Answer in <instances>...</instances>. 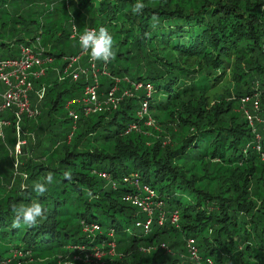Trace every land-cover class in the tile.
<instances>
[{"label": "trees", "instance_id": "1", "mask_svg": "<svg viewBox=\"0 0 264 264\" xmlns=\"http://www.w3.org/2000/svg\"><path fill=\"white\" fill-rule=\"evenodd\" d=\"M141 2L135 14L136 0H0V56L14 57L21 41L39 38L52 59L33 85L44 88L42 99L30 93L39 114L22 121L29 133L19 165L25 177L13 170L12 125L0 138V262L264 264V123L253 130L243 112L252 110L244 98L256 93L264 120V0ZM72 25L80 33L107 28L115 57L97 61L99 70L105 63L110 74L127 77L121 90L140 82L151 85L150 93L141 89L73 127L66 102L80 99L89 80L59 79L67 58L82 50ZM121 58H135L133 68L116 65ZM226 77L208 106V91ZM110 86L100 76L98 94ZM143 97L156 128L137 115ZM71 109H79L77 102ZM49 172L53 182L37 196L33 183ZM143 186L167 216L148 232L135 225L142 211L122 199L147 196ZM33 199L46 218L34 228H13L12 205ZM174 213L177 225L168 220ZM189 238L199 263L189 259Z\"/></svg>", "mask_w": 264, "mask_h": 264}, {"label": "built area", "instance_id": "2", "mask_svg": "<svg viewBox=\"0 0 264 264\" xmlns=\"http://www.w3.org/2000/svg\"><path fill=\"white\" fill-rule=\"evenodd\" d=\"M93 29V28H88ZM71 37H75L79 43V36L83 32H78L75 25L71 27ZM16 56H0V131L3 132L4 138V127L5 125H12L13 132L15 135V145L10 149L9 153L12 158L14 173L25 177L26 174L19 171V165L21 163L20 156L22 154V147L26 145L27 138L29 135L22 128L23 117L30 116L33 114L35 117L39 114L36 106H32L30 101V93L34 91L37 102H39L44 95V88L37 90L33 89V85L36 80L40 79L46 72V64L52 61L51 57L45 53L44 48L40 44L39 38L29 39V41H21L17 45ZM82 49V48H81ZM80 56H86V65L79 67H73L75 60L79 59ZM70 60L67 71H64L59 75V79H63L69 76L71 80H77L80 75H85L87 83L83 88V95L80 99L69 100L66 102V109L68 115L73 122V127L76 121L81 116H88L97 112L108 110L110 107L113 109L118 107L119 103L126 97H134L138 90H145L148 95L151 91V85H142V83H134L133 89L121 90L120 83L122 80L128 82L127 77L120 78L118 75L110 74L105 68L104 63L103 70L99 73L97 66V60H93L90 57L89 52L81 50L78 55L67 58ZM107 75L111 80L110 89L105 92V100H102L98 94L99 78L100 75ZM133 83V82H130ZM127 88V87H126ZM252 101V110L243 108L244 116L248 121V124L255 128V124L263 122L258 115L260 109L259 97L256 93L246 96L245 102ZM140 107L137 111L138 117L145 118L144 124L156 128L155 120L148 113V102L145 97L139 100ZM77 102L79 109L74 111L71 109V105ZM70 109V110H69ZM32 111V112H30ZM132 129H137L135 125L131 126ZM257 143L254 146L256 150L260 149L258 144L260 140L259 134H256ZM103 177L108 178V175L102 174ZM142 191L147 196H139L137 194H126L122 197L123 201L132 204L137 207L145 215L143 219L136 221V227H139L144 232L151 230L152 221L155 220L159 225L167 218L164 210V203L162 201L152 200V190L147 186L142 187ZM170 224H178V215L176 213L168 217ZM89 230H92L90 228ZM113 247V244L110 245ZM161 248L166 249L165 243H161ZM187 247L189 259L194 263H199L200 257L198 255V248L193 238L187 239Z\"/></svg>", "mask_w": 264, "mask_h": 264}, {"label": "clouds", "instance_id": "3", "mask_svg": "<svg viewBox=\"0 0 264 264\" xmlns=\"http://www.w3.org/2000/svg\"><path fill=\"white\" fill-rule=\"evenodd\" d=\"M144 7L145 4L141 0H136L132 11L135 14H140ZM153 20L155 21L156 18L153 17ZM79 45L83 50L89 52L93 60L108 62L115 57L113 37L105 27H100L98 30L85 28L79 36ZM0 137H3L2 131H0ZM70 175V172L66 171L64 173L65 178H69ZM53 179L54 174L52 172L47 173L42 180L33 183V192L37 196H43L48 191V185L52 184ZM46 211L47 209L38 199H33L30 203L20 204L19 206L13 204L11 207L13 214L12 227L17 229L22 226L29 228L37 227L39 222L46 218Z\"/></svg>", "mask_w": 264, "mask_h": 264}, {"label": "rangeland", "instance_id": "4", "mask_svg": "<svg viewBox=\"0 0 264 264\" xmlns=\"http://www.w3.org/2000/svg\"><path fill=\"white\" fill-rule=\"evenodd\" d=\"M2 17H3V19L5 20L8 16H7V14H2ZM38 18V16L36 15V17H35V19H37ZM37 20H39V19H37ZM17 48V47H16ZM1 50L2 51H6V52H8V49L7 48H5V47H1ZM14 50V49H13ZM17 50L18 49H16V52H17ZM85 56H80V58L79 59H77V60H75L74 61V63H73V67H70L71 69H73V68H75V67H79V66H82L84 63H86V59H87V57H85ZM84 58V59H83ZM83 59V60H82ZM81 60H82V62H81ZM134 62H136V59L135 58H133V59H130V60H124V59H118V61H116V65H118V66H121V65H123V64H125L126 66H128V68H129V70H131L132 68H133V63ZM76 65V66H75ZM109 71V70H108ZM101 71L99 70V73H100ZM100 76H107V75H103V74H101ZM116 76V75H115ZM118 77H120V76H118ZM120 78H122L123 79V77H120ZM227 79H228V77H226L225 79H223V81L221 82V83H218V84H216L214 87H213V89H211L210 91H208V93H207V102H209L208 103V106H209V104L211 105V104H213L215 101H214V99H213V97H214V95L215 94H217V93H220L222 90H221V88L223 87V85H225L226 84V81H227ZM122 81H126V80H122ZM133 84L134 83H130V86L129 87H127V88H125V89H128V88H132L133 89ZM141 90V89H140ZM140 90H138V92L140 91ZM137 92V93H138ZM99 97L102 99V100H105V93H101V94H99ZM32 106H34V105H32ZM70 110V109H69ZM30 112H32V111H30ZM34 116H33V114H31L30 116H27V118H33ZM6 126H9V125H5V127ZM4 127V128H5ZM27 147H28V145L27 146H24V147H22V153H26V151H27ZM111 245V244H110ZM101 253H103V252H101V251H98V252H96V253H94L93 255L96 257V258H98L99 259V257L101 256ZM0 264H5V262H0Z\"/></svg>", "mask_w": 264, "mask_h": 264}]
</instances>
